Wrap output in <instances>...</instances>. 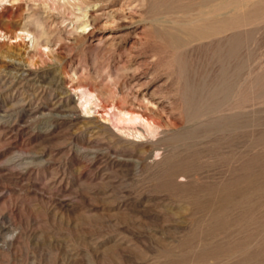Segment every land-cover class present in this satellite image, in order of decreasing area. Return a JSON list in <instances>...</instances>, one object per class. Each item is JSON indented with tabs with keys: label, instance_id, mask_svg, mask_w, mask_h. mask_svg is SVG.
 <instances>
[{
	"label": "rangeland",
	"instance_id": "rangeland-1",
	"mask_svg": "<svg viewBox=\"0 0 264 264\" xmlns=\"http://www.w3.org/2000/svg\"><path fill=\"white\" fill-rule=\"evenodd\" d=\"M23 18L49 47L0 51V264H264V0L0 2Z\"/></svg>",
	"mask_w": 264,
	"mask_h": 264
},
{
	"label": "bare ground",
	"instance_id": "bare-ground-1",
	"mask_svg": "<svg viewBox=\"0 0 264 264\" xmlns=\"http://www.w3.org/2000/svg\"><path fill=\"white\" fill-rule=\"evenodd\" d=\"M2 1H4V0H0V2H2ZM7 1H10L11 3H14V2L16 3V1L18 2V0H7ZM80 9L82 11V14L80 12V14H77V16H78V18L83 19L84 16H87V10L84 9V8H82L81 6H80ZM24 12L25 11H23V13ZM23 13H22V11H20L19 14H17V13L15 14V17L16 16H21V14L23 15ZM32 13H34V12H32ZM37 14H38V12H37ZM7 15H9L10 17H12V11H10V13L7 14ZM26 17H30V12L27 13V14H25V19H26ZM30 18H32V17H30ZM37 18H38V16H37ZM17 19H19V17H17ZM25 19L22 20V21L15 19L16 22H14L12 24H7L8 27H2V28H0V51H1V49L3 50V48L8 49V50L5 49L7 52L10 51V52H15V53H16L17 50H22V52H24V55L22 54L23 57H24L25 55L27 56V55H30L31 53L37 51V49L40 50V51H42L43 46L48 49L49 45L47 44V42L46 41H43L41 39V35L45 32V29L44 28H41V27H36V28H34V30H31V28H27L28 27L27 25H29V24H27L26 26H24L23 23H24ZM28 19L29 18H27V20ZM19 21L21 22V25H18V23L20 24ZM37 21H38V19H37ZM80 21H81V23L83 22L81 28H83V29L86 28V25H88V23H89L88 20L84 21V19H83V20H80ZM11 26L12 27L14 26V30H11L10 29ZM17 28H18V31H17ZM93 33H94L93 30L92 31H88V34H91L92 35ZM88 34L86 32V35H88ZM4 54H5V52L3 53V55ZM8 55H10V54H8ZM22 55H20V56H22ZM53 56L54 55H51L50 56V59ZM47 57H49V56H47ZM31 59H29V58H28V60L25 59V60H27V63H26V67L25 68H29V69L32 68V65L33 64H32ZM20 61H22V60H20ZM23 62H25V61H23ZM33 63L36 64V62H33ZM18 65H20V64H18ZM33 67H34V65H33ZM21 69H23V68H21ZM24 71H26V70H24ZM78 95H79L78 98L75 99V100L79 102V106H80V109L81 110H83L85 112H89V113H90V111L93 112L92 110L95 111L94 107L98 103L95 102V101H93V98H95V97L97 98V94L96 93H94L90 88H84ZM110 107L111 108H114L115 107L117 109V112H113V115H114V118L112 119L113 125L117 129L122 130V132H125L126 134L127 133H131V134L137 135V136H141L143 134V130L140 127H138L136 125V123H141V124L145 125L147 128H149L148 129V132H149V130L152 131L150 134H152L154 132V130L156 129V128L154 129V125H153L155 123L154 122L155 117H154V119L151 118L152 115L150 116L147 113H143V112H140L138 110L131 109V108L121 107V106H118V105H115V104L114 105H110ZM104 108L107 111L106 106ZM153 136H155V135H153Z\"/></svg>",
	"mask_w": 264,
	"mask_h": 264
}]
</instances>
